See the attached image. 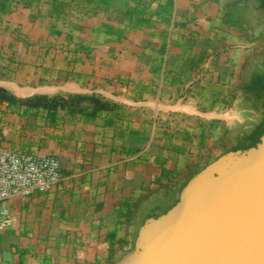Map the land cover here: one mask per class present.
Segmentation results:
<instances>
[{"label":"crops","instance_id":"1","mask_svg":"<svg viewBox=\"0 0 264 264\" xmlns=\"http://www.w3.org/2000/svg\"><path fill=\"white\" fill-rule=\"evenodd\" d=\"M254 13L249 0H0V147L52 155L62 173L0 203V264H113L143 206L155 216L248 148L264 127ZM54 95L64 103L24 101Z\"/></svg>","mask_w":264,"mask_h":264},{"label":"water","instance_id":"2","mask_svg":"<svg viewBox=\"0 0 264 264\" xmlns=\"http://www.w3.org/2000/svg\"><path fill=\"white\" fill-rule=\"evenodd\" d=\"M113 264H264V134L195 172Z\"/></svg>","mask_w":264,"mask_h":264},{"label":"built area","instance_id":"3","mask_svg":"<svg viewBox=\"0 0 264 264\" xmlns=\"http://www.w3.org/2000/svg\"><path fill=\"white\" fill-rule=\"evenodd\" d=\"M61 179V165L56 157L0 147V203L33 190L47 191ZM11 221L10 211L0 206V229Z\"/></svg>","mask_w":264,"mask_h":264},{"label":"trees","instance_id":"4","mask_svg":"<svg viewBox=\"0 0 264 264\" xmlns=\"http://www.w3.org/2000/svg\"><path fill=\"white\" fill-rule=\"evenodd\" d=\"M249 10H253L255 13L253 19L256 21L257 24L264 22V0H249ZM264 84V80H263ZM264 87V86H263ZM5 97H10L7 94H4ZM71 99H81L85 98V96L82 95H74L70 96ZM64 97L61 95H54V96H35L29 99L24 100L25 102L28 103H44V104H53L56 102H63L64 103ZM264 134V127L261 130V132L255 137L253 140L252 144L250 146L256 145L260 141L261 135Z\"/></svg>","mask_w":264,"mask_h":264},{"label":"rangeland","instance_id":"5","mask_svg":"<svg viewBox=\"0 0 264 264\" xmlns=\"http://www.w3.org/2000/svg\"><path fill=\"white\" fill-rule=\"evenodd\" d=\"M173 197V196H172ZM172 197L169 199V200H167L166 202V204H168L171 200H172ZM172 203H169L167 206H169V205H171ZM151 208H154V207H152V206H150V205H146V206H143V208H142V210H141V213H140V215H139V219H138V221H137V226H136V230H137V228H138V226L143 222V220L146 218V217H148V215H147V213H148V211H149V209H151ZM165 209H163V210H161V209H156L155 210V215H158V214H160L161 212H163Z\"/></svg>","mask_w":264,"mask_h":264}]
</instances>
